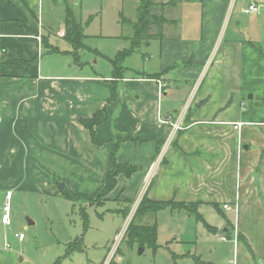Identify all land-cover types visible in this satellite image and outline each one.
I'll list each match as a JSON object with an SVG mask.
<instances>
[{"label": "crops", "instance_id": "crops-1", "mask_svg": "<svg viewBox=\"0 0 264 264\" xmlns=\"http://www.w3.org/2000/svg\"><path fill=\"white\" fill-rule=\"evenodd\" d=\"M152 1L154 14L166 21L153 26V38L144 42L148 59L125 66L141 44L124 59V74L115 78L113 71L108 76L41 74V52L59 53L48 43L46 32H54L55 26L41 13L43 0H0V176L6 180L0 185V202H5L7 191L17 193L23 187L12 165L23 152L10 133L17 129L19 138L29 140L27 156L50 170V164L60 163L62 174L55 171L53 177H75L78 182L65 181L66 192L90 205L110 173V143L126 137L139 140L120 145L118 162L137 170L130 178L120 175L105 199L135 202L168 134L170 125L162 121L184 107L216 50L184 130L167 152L147 197L200 203L202 216L199 210L204 207L219 205L226 218L234 210L231 227L242 235L236 263H264V107L246 102L248 95L264 102V0ZM251 5L260 12L245 14ZM60 29L64 37L65 21ZM34 60L36 64L29 63ZM104 109L109 119L97 132L105 144L96 146L80 120ZM238 123L242 127L236 130ZM47 185L53 191L52 184ZM223 230L231 231L226 226ZM2 252L0 264L20 263L18 253Z\"/></svg>", "mask_w": 264, "mask_h": 264}, {"label": "rangeland", "instance_id": "rangeland-1", "mask_svg": "<svg viewBox=\"0 0 264 264\" xmlns=\"http://www.w3.org/2000/svg\"><path fill=\"white\" fill-rule=\"evenodd\" d=\"M41 3V13L55 26L54 32H46L48 43L61 53L50 54L46 49L41 52L39 71L43 75L108 76L113 71V65L105 56L114 59L119 52L133 46V24L137 21L141 0H43ZM67 6L86 36L78 49L74 42L60 37L59 31L65 21ZM223 35L224 32L221 37ZM144 42H141L138 53L125 62V66H137L148 59L145 57L149 50ZM216 53L215 50L207 61V73L203 79L201 75L197 91L206 79ZM134 60L139 63H132ZM196 82L194 89L198 85ZM246 102L249 107L257 103L264 107V102L256 98L252 100L250 95ZM185 107L173 117L181 114ZM18 126L20 128L21 123ZM10 133L23 149L19 160L12 163L21 175L23 187L16 189L19 190L17 193L12 190L14 200L11 226L2 223L5 202H0V253H18L19 264H27L29 261L33 264H56L58 261L59 264H102L117 238L126 230L136 202L130 204L115 198L103 204L102 200L90 205L84 197H78L75 201L67 199L63 192L70 190L64 189L61 192L62 186H67V180L73 184L78 182L77 179L64 177L67 179L64 181L54 178L52 172L62 174V165L53 162L50 170L46 163L33 162V156H27L31 147L26 136L19 138L21 135L18 129ZM155 178L148 188L144 182L135 200L150 190ZM3 181L6 180L0 176L2 186ZM47 183L52 184L53 191ZM199 211L205 222L217 227L219 231H209L195 213L186 209H166L157 214L135 217L133 223L136 225L157 223L156 250L148 245L141 247L137 241L131 243L127 232L119 245L114 264H196V257L212 264H233L239 253V246L234 243L235 231L231 227L236 220L234 210L227 212V218L214 207H204ZM223 226L230 227L229 234H224ZM16 234H23L25 239L19 240ZM223 235L227 241L221 239ZM77 246L72 252L71 248ZM140 249L144 250L142 254L139 253Z\"/></svg>", "mask_w": 264, "mask_h": 264}, {"label": "trees", "instance_id": "trees-1", "mask_svg": "<svg viewBox=\"0 0 264 264\" xmlns=\"http://www.w3.org/2000/svg\"><path fill=\"white\" fill-rule=\"evenodd\" d=\"M156 4L152 0H141V5L137 10L138 19L133 24L134 29V38L133 40V46L130 50H125L122 52H119L114 59H110L109 57L105 56L113 65V73L115 78H120L124 74V67H123V61L124 59L129 56L132 52H134L135 49H137L142 41H150L153 38V35L151 34L152 27L156 24L162 22V24L166 21L164 18H159L157 15L154 14ZM65 24H66V32H65V38L71 42H74L77 49L82 46L83 40L86 37L84 33V29L76 22V19L73 18L72 13L70 11V8L67 6L66 8V15H65ZM53 52H60L59 49H53ZM32 64H36L37 61L29 62ZM28 63V64H29ZM14 64H17L14 63ZM145 78L149 79H159L160 74H154V75H144ZM109 119V114L107 109H104L102 111L97 112L94 114V116L90 119H81L80 123L90 132V136L92 139V142L96 146H103L105 142L100 139L97 127L100 125L106 123ZM134 141L138 142L139 140L133 138V137H126V138H120L116 142L110 143L112 148V154L109 161V167H110V173L104 178L102 187L99 189V191L95 194L92 201H94L96 204L98 202H102V204L105 202V199L110 195L112 191L117 187L118 184V177L120 175H124L127 178H130L137 170L135 166H132L130 164H121L118 162L117 159V153L119 151L120 145L123 142L127 141ZM144 141H140L142 143ZM164 141L161 142L160 148L162 146ZM63 195L72 200L75 201L76 199L71 196L66 191L63 192ZM148 192H146L145 196L143 197V200L136 212L135 217L137 216H145L149 214H157L159 211L169 209L171 211L176 210H182L186 209L191 213H195L197 215V218L204 222L207 229L211 232H217L216 228L210 226L207 224L203 218V216L198 212V207L200 203H177L175 201H152L148 197ZM101 200V201H99ZM93 204V203H91ZM101 204V203H100ZM216 208L219 210V205H215ZM129 212L127 213L128 216ZM134 217V219H135ZM134 219L128 229V235L131 239V243L138 242L141 247H144L145 245H148L152 247L154 250H156V240H157V234H158V228L157 223H154L153 225H136L134 224ZM239 239L242 238V235L238 234ZM245 242V241H244ZM247 249L252 252V249L250 248L249 244L246 243ZM77 247L71 248L72 252H74ZM196 264H210L203 262L200 258L195 259ZM60 261H58L56 264H59Z\"/></svg>", "mask_w": 264, "mask_h": 264}, {"label": "built area", "instance_id": "built-area-1", "mask_svg": "<svg viewBox=\"0 0 264 264\" xmlns=\"http://www.w3.org/2000/svg\"><path fill=\"white\" fill-rule=\"evenodd\" d=\"M259 12H260V7L257 5H251L246 10H244V13L247 15L252 14V13H259ZM62 35H64V34H62ZM207 67L208 66L205 65V67L202 70V73H201L202 79L204 78V76L207 73V69H208ZM201 75H200V77H201ZM200 77H199V79H200ZM199 79L197 80V82L199 81ZM200 83H201V79L198 82V85L195 87V89L193 88L192 93L190 95V98L186 102V104H185L186 107L182 111V113L179 114L176 118H169L167 120L162 121V123H164L165 125H170V126H169V130H168V134H167V136H166V138H165V140H164V142L160 148V151L156 157V160L154 161V163L151 166L149 173L147 175V178H146V187L147 188L151 184L152 180L156 177L158 170H159L160 166L163 164L165 156H166L167 152L169 151L171 145L173 144L175 138L177 137L178 133H180L181 131L184 130L185 120L189 114L188 111L190 110L191 106L192 107L194 106L193 101H194V98L196 96V93H197V90L199 88ZM240 127H242V124L238 123L234 126V129L238 130ZM147 188H146V190H147ZM145 194L146 193L144 192L142 194V196L135 201L136 204H135L134 208L132 209V211L129 215L126 230H124L123 234L117 238L115 245L113 246V248H111L108 251V253L105 256L104 261L102 262V264H114L119 245H120L121 241L123 240L124 234L125 233L127 234L128 229H129V227H130V225H131V223H132V221L136 215V212H137ZM12 198H13V192L7 191L5 204L3 206V215H2V223L5 226H11L12 225ZM237 207H238V205H236V207H235L236 212L238 210ZM225 209H229V206L225 205ZM16 237L21 241L25 239V236L23 234H19V235L16 234ZM221 239L223 241H227V238L225 235H223L221 237ZM234 243L236 246L239 245V237H238L237 231H235ZM234 264H237L236 261L234 262ZM260 264H264V263H260Z\"/></svg>", "mask_w": 264, "mask_h": 264}, {"label": "water", "instance_id": "water-1", "mask_svg": "<svg viewBox=\"0 0 264 264\" xmlns=\"http://www.w3.org/2000/svg\"><path fill=\"white\" fill-rule=\"evenodd\" d=\"M250 98L252 99V97H250ZM62 187H63V189H61V192H63V191H64V189H65L64 185H63ZM143 251H144L143 249H140V250H139V253H140V254H142V253H143Z\"/></svg>", "mask_w": 264, "mask_h": 264}]
</instances>
